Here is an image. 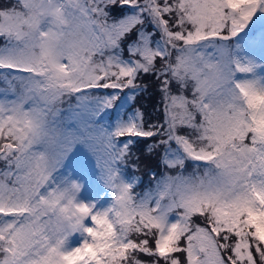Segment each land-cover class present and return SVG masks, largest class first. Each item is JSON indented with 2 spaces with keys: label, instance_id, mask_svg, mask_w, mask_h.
Listing matches in <instances>:
<instances>
[{
  "label": "snow or ice",
  "instance_id": "1",
  "mask_svg": "<svg viewBox=\"0 0 264 264\" xmlns=\"http://www.w3.org/2000/svg\"><path fill=\"white\" fill-rule=\"evenodd\" d=\"M0 264H264V0H0Z\"/></svg>",
  "mask_w": 264,
  "mask_h": 264
},
{
  "label": "trees",
  "instance_id": "2",
  "mask_svg": "<svg viewBox=\"0 0 264 264\" xmlns=\"http://www.w3.org/2000/svg\"><path fill=\"white\" fill-rule=\"evenodd\" d=\"M142 103H144L146 106H148V101L147 100L142 101ZM146 183H147V179L145 178L144 184H146ZM145 187H147V184H146V186H144V188Z\"/></svg>",
  "mask_w": 264,
  "mask_h": 264
},
{
  "label": "rangeland",
  "instance_id": "3",
  "mask_svg": "<svg viewBox=\"0 0 264 264\" xmlns=\"http://www.w3.org/2000/svg\"><path fill=\"white\" fill-rule=\"evenodd\" d=\"M146 184H147V183H146ZM146 184H144V185H142L140 188H138L137 191H143V190H145L146 187L144 188V186H146Z\"/></svg>",
  "mask_w": 264,
  "mask_h": 264
}]
</instances>
